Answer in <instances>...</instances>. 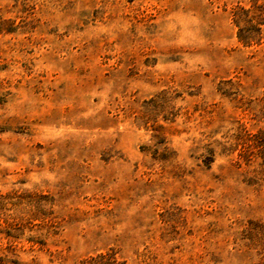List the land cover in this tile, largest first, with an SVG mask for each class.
<instances>
[{
    "label": "rangeland",
    "instance_id": "1",
    "mask_svg": "<svg viewBox=\"0 0 264 264\" xmlns=\"http://www.w3.org/2000/svg\"><path fill=\"white\" fill-rule=\"evenodd\" d=\"M111 250L264 264V0H0V264Z\"/></svg>",
    "mask_w": 264,
    "mask_h": 264
},
{
    "label": "trees",
    "instance_id": "2",
    "mask_svg": "<svg viewBox=\"0 0 264 264\" xmlns=\"http://www.w3.org/2000/svg\"><path fill=\"white\" fill-rule=\"evenodd\" d=\"M239 16V15H238ZM237 25L240 26V21L239 19L236 20ZM240 33H239V38L245 42V43H250L247 39V35H242L244 30H242V26H240ZM247 38V39H246ZM80 264H127L125 259H121L117 255V252L114 250L107 251V252H101L95 255H90L86 259L82 260Z\"/></svg>",
    "mask_w": 264,
    "mask_h": 264
}]
</instances>
